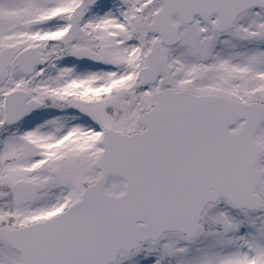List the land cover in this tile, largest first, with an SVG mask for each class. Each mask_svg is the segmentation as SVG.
I'll return each instance as SVG.
<instances>
[{
	"label": "snow or ice",
	"instance_id": "6c2138e0",
	"mask_svg": "<svg viewBox=\"0 0 264 264\" xmlns=\"http://www.w3.org/2000/svg\"><path fill=\"white\" fill-rule=\"evenodd\" d=\"M0 264H264V0H0Z\"/></svg>",
	"mask_w": 264,
	"mask_h": 264
}]
</instances>
